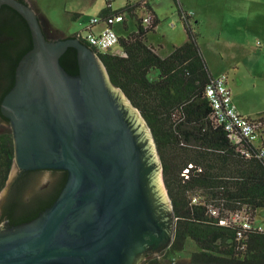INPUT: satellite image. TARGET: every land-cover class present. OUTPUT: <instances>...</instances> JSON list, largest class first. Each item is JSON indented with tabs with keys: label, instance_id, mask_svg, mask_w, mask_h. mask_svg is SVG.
<instances>
[{
	"label": "water",
	"instance_id": "water-1",
	"mask_svg": "<svg viewBox=\"0 0 264 264\" xmlns=\"http://www.w3.org/2000/svg\"><path fill=\"white\" fill-rule=\"evenodd\" d=\"M3 6L25 19L33 44L1 105L15 162L66 170L68 179L35 219L0 224V264H142L152 243L173 235L150 127L155 150L139 110L80 38L48 42L26 3L0 0ZM69 48L77 51V75L60 62Z\"/></svg>",
	"mask_w": 264,
	"mask_h": 264
},
{
	"label": "trees",
	"instance_id": "trees-1",
	"mask_svg": "<svg viewBox=\"0 0 264 264\" xmlns=\"http://www.w3.org/2000/svg\"><path fill=\"white\" fill-rule=\"evenodd\" d=\"M141 6L153 15L149 25L143 23V17H137L136 10ZM127 16L137 19V30L126 36L116 33L115 47L119 49L114 50L118 53H98L112 83L124 92L151 129L173 211V235L164 255L147 256L142 264L172 263L174 254L182 252L188 240L199 249L190 254L188 264H264V231L220 224L235 212L264 222L257 217L264 209V140L260 144L243 140L242 150L213 119L205 87L214 76L200 52L198 34L187 13L179 14L186 41L173 46L167 56L147 43V35L159 24L148 2L129 1L122 9L113 10L107 1L99 14L100 19L121 17L126 30ZM0 38L4 42L0 43V73L15 75L18 62L33 44L25 19L9 6L0 11ZM18 39L23 41L22 46H6V40ZM70 52L75 49L69 48L60 62L70 74L77 75L76 56L66 60ZM152 69L158 71L157 79L149 77ZM254 121L264 127V116ZM13 159L12 136L8 131L0 132V192ZM49 206L19 202L5 211L0 208V224L29 222ZM211 209L218 214L213 215Z\"/></svg>",
	"mask_w": 264,
	"mask_h": 264
},
{
	"label": "rangeland",
	"instance_id": "rangeland-1",
	"mask_svg": "<svg viewBox=\"0 0 264 264\" xmlns=\"http://www.w3.org/2000/svg\"><path fill=\"white\" fill-rule=\"evenodd\" d=\"M129 1L136 4L142 0H112L111 7L113 10L122 9ZM246 2L249 6L247 10L234 5L232 10L221 6L199 10V15L192 18L191 24L198 34L200 52L211 74L214 77L225 75L237 108L239 105L243 109L246 118L258 120L264 116V1ZM106 6L107 0H41L40 9L60 33L81 31L85 36L86 31L83 30L89 27L93 18H99ZM151 9L155 10L159 24L154 32L147 35V43L153 45L161 56H167L173 46H180L186 41L184 23L179 16L183 10L175 0H152ZM76 13L79 15L74 18ZM136 14L141 19L148 14L147 7H139ZM127 26L126 30L119 22L114 28L119 36H126L137 30V19L127 16ZM102 28L99 24L94 32L99 33ZM149 77L157 79L158 71L150 70ZM142 125L153 144L148 125ZM0 132H3L1 127ZM12 173L14 170L9 173L10 179ZM161 178L160 174V181ZM261 211L264 209L258 211L257 217L264 219ZM198 250L196 244L188 240L185 249L174 254V261H168V264H188L190 254Z\"/></svg>",
	"mask_w": 264,
	"mask_h": 264
},
{
	"label": "flooded vegetation",
	"instance_id": "flooded-vegetation-1",
	"mask_svg": "<svg viewBox=\"0 0 264 264\" xmlns=\"http://www.w3.org/2000/svg\"><path fill=\"white\" fill-rule=\"evenodd\" d=\"M19 1H23L24 3H26L35 12L36 16L39 19L44 36L48 42H56L71 37L73 38L78 37L76 36L78 34L75 33L73 34L60 33L59 30H56L57 28L53 26V24L49 21L47 16L43 12H41L40 9L41 0H19ZM73 17L77 18L75 15H73ZM2 42L3 41L0 38V43ZM6 42H7L6 46L20 47L23 45V41L21 39H18L16 42H14L13 40L12 41L6 40ZM92 50L94 51V53H96L99 56L98 51L94 49ZM67 55L68 56L66 60L73 59L76 56V64H77L76 50L75 52L73 53L70 52ZM15 76L16 75H12L8 73V71H4L0 73V127L2 131H8L11 134L13 140V147H14V137H13L11 120L5 114H3L1 110V105L6 94L13 88L15 84ZM139 152H141L140 147H139ZM11 170H14V173H12L10 182H9L10 177H8L7 179L8 182L5 185L6 189L0 199V208L1 210L4 211L8 210L13 204L19 202L44 203V205L48 203L52 205L59 197L68 179V173L66 170L51 169V168L22 169L15 162V159H13ZM171 215L173 220V211ZM172 227H173V222L171 228ZM168 245H169V240H166L164 243L162 242L152 243L151 246H149L145 251L144 260L147 258V256H153V255L163 256L166 251L165 249L168 247Z\"/></svg>",
	"mask_w": 264,
	"mask_h": 264
},
{
	"label": "built area",
	"instance_id": "built-area-1",
	"mask_svg": "<svg viewBox=\"0 0 264 264\" xmlns=\"http://www.w3.org/2000/svg\"><path fill=\"white\" fill-rule=\"evenodd\" d=\"M110 4L112 0H107ZM149 0H144V3ZM145 25L153 21V15L148 12L143 19ZM121 22V17H107L105 19L93 18L89 25L86 35L78 33V38L84 39L91 47L99 52L118 53L114 50L117 43L118 35L114 30L115 23ZM102 25L103 28L99 33H94L93 25ZM205 95L213 109V119L216 123L224 126L229 133V138L234 144H239L242 148V141L247 140L254 144H260L264 140V127L258 122L248 119L239 114L237 105L233 102L231 91L227 85L225 75L214 77L205 87ZM196 202V199H194ZM213 215L218 212L215 209L210 210ZM221 225H235L244 229L264 231V222H255L249 214L242 212L230 213L222 221Z\"/></svg>",
	"mask_w": 264,
	"mask_h": 264
},
{
	"label": "crops",
	"instance_id": "crops-1",
	"mask_svg": "<svg viewBox=\"0 0 264 264\" xmlns=\"http://www.w3.org/2000/svg\"><path fill=\"white\" fill-rule=\"evenodd\" d=\"M151 1H148L149 6L151 7ZM178 1L181 10L185 11L186 13L191 16V19L199 15V10H211L215 7L221 6L225 10H232V5L236 6L237 8H249L247 5L246 0H175ZM256 1H264V0H256ZM154 10V9H153ZM156 15L155 10L153 11ZM97 25L92 26V30L94 32V28ZM128 27V26H127ZM102 30V29H101ZM66 33V32H65ZM96 33V32H94ZM73 34V33H71ZM238 110L241 115L245 116L243 109L238 105ZM246 117V116H245ZM261 215H264V211L260 212Z\"/></svg>",
	"mask_w": 264,
	"mask_h": 264
},
{
	"label": "clouds",
	"instance_id": "clouds-1",
	"mask_svg": "<svg viewBox=\"0 0 264 264\" xmlns=\"http://www.w3.org/2000/svg\"><path fill=\"white\" fill-rule=\"evenodd\" d=\"M115 27V26H114Z\"/></svg>",
	"mask_w": 264,
	"mask_h": 264
}]
</instances>
